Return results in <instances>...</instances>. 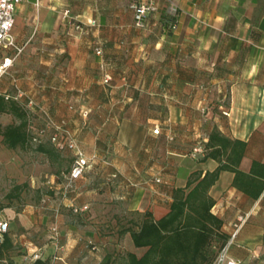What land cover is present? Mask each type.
I'll use <instances>...</instances> for the list:
<instances>
[{"label":"crops","instance_id":"0c3cea01","mask_svg":"<svg viewBox=\"0 0 264 264\" xmlns=\"http://www.w3.org/2000/svg\"><path fill=\"white\" fill-rule=\"evenodd\" d=\"M150 2L139 28L134 4ZM14 35L22 51H2L14 60L0 92L28 108L44 140L58 131L93 158L62 191L65 205H88L81 224L50 219L62 240L46 251L52 264H99L106 232L133 211L165 216L175 188L220 165L206 157L214 131L232 141L222 155L243 143L238 162L233 154L242 174L221 170L209 192L228 240L239 226L227 255L264 264V0H23Z\"/></svg>","mask_w":264,"mask_h":264},{"label":"trees","instance_id":"16d2710c","mask_svg":"<svg viewBox=\"0 0 264 264\" xmlns=\"http://www.w3.org/2000/svg\"><path fill=\"white\" fill-rule=\"evenodd\" d=\"M4 114L14 118V121L8 124L0 122V137L9 149L27 150L31 143L36 141L39 143L36 147L38 151L58 159L59 169L62 168L60 166L63 158L68 157L69 162L72 159L74 162V155L68 156L63 153L64 150H69L68 148L58 147L52 141V137L46 141L43 139L46 129L34 131L31 114L17 97L0 92V115ZM231 144V140L223 137L218 131H214L205 147L208 150L206 157L217 159L220 165L214 171H207L203 176L200 171L193 172L185 188H175L170 210L162 218L155 220L152 213L147 211L143 214V221L139 226L122 229L123 232L131 233L136 247L147 248L142 256L128 252L126 264H204L210 261L208 247L214 241H220L221 243L214 250L210 264L213 263L229 237L221 230L222 219L211 211L215 200L209 193L210 188L219 178L221 170L236 171V179L242 174L234 166L236 164L234 156H236V162L242 156L241 141L234 142L232 153L227 155L225 151L222 155L221 149L227 150ZM234 183L238 185L237 181ZM23 187V185H16L14 191L8 194V198H18ZM263 188L264 183L261 184L259 193ZM6 207L9 206L0 200V216ZM9 231L0 238V264H16L12 252L16 251L17 246ZM17 252H15L16 255ZM32 264H52V261L49 258H37ZM99 264H112L111 257L106 255Z\"/></svg>","mask_w":264,"mask_h":264},{"label":"rangeland","instance_id":"374dc122","mask_svg":"<svg viewBox=\"0 0 264 264\" xmlns=\"http://www.w3.org/2000/svg\"><path fill=\"white\" fill-rule=\"evenodd\" d=\"M2 85L3 82L0 80V88ZM13 121L14 118L11 115H0V122L3 124ZM38 144L33 141L27 150L9 149L0 137V200L9 206L3 210L1 216L10 222L9 234L17 246V255L19 254L18 257L15 254L16 251L12 252L16 264H19L16 260L18 258L21 264H32L37 258L46 259L51 256L50 259H53L51 254L47 257L46 251L51 250L53 242L54 247H61L62 240H59L61 230L59 232L52 230L50 219L54 221H52L54 224L56 223L59 227L66 226L70 231L73 230L70 224H81V213L75 212L73 206L65 205L62 198L64 195L62 191H70L65 178L70 167L69 158H63L60 166L62 168L59 169L58 159L38 151L36 149ZM52 175L63 179L62 188L56 183H51ZM16 185L24 186L20 196L9 199L8 194L14 191ZM74 185L73 183L72 188L75 187ZM53 199L54 202H52ZM68 208H71V211L67 210ZM61 216L64 221H61ZM127 219L126 224L120 221V227L111 228L110 233L106 232L110 236L106 238L107 242L100 246L104 257L106 255L111 257L112 264H126V255L131 252L128 247L132 244L130 236L122 229L128 228L126 225L129 223L139 226L143 216L133 211ZM99 237L101 240L104 239L103 236ZM73 243L72 247L80 246L77 241ZM220 243V241H214L208 247L210 261L204 264H210L214 250ZM87 247L91 248L89 243ZM137 251L141 255L144 250Z\"/></svg>","mask_w":264,"mask_h":264},{"label":"built area","instance_id":"2783aa9c","mask_svg":"<svg viewBox=\"0 0 264 264\" xmlns=\"http://www.w3.org/2000/svg\"><path fill=\"white\" fill-rule=\"evenodd\" d=\"M22 1L23 0H0V78L9 72L14 60V58L11 56H4L2 51L4 49H15L18 53L22 51V47L18 45L14 35L16 9L18 4ZM134 9L136 26L143 28L149 13L155 10V5L152 2L148 4H134ZM77 27L80 28V26ZM171 27L172 29H175L177 27L176 23H173ZM97 53H101L100 48L97 49ZM110 79V75H105V82L110 81ZM154 132L159 133V129H155ZM52 141L55 142L60 148H68L74 154L75 158L73 165L68 174L65 176L67 179V188L69 190L73 187V183H75L76 180L82 178L85 175L93 158L88 157L85 154L77 140L64 139L58 131L52 135ZM195 150L203 151L202 147L200 146ZM157 181L159 182L160 180L157 179ZM73 208L75 212L81 213L87 211L89 207L88 205H85L82 207L73 206ZM238 227L239 226H236V230L232 233L227 243L220 249L216 259L212 264H242L241 261L230 258L227 255L228 248L234 242L237 235ZM9 228L10 222L0 216V238H3L4 233L10 230ZM54 230L56 231L57 229L54 228Z\"/></svg>","mask_w":264,"mask_h":264}]
</instances>
